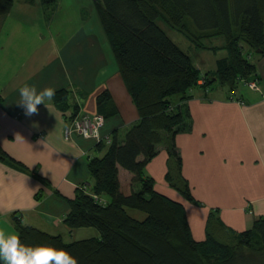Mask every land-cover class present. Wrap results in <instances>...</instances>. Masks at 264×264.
Listing matches in <instances>:
<instances>
[{
    "label": "trees",
    "instance_id": "obj_1",
    "mask_svg": "<svg viewBox=\"0 0 264 264\" xmlns=\"http://www.w3.org/2000/svg\"><path fill=\"white\" fill-rule=\"evenodd\" d=\"M14 1L0 0V18L10 12ZM55 2L40 0L43 5ZM93 4L139 119L121 140L115 130L108 145L102 139L97 142L95 147L103 154L88 159L90 182L67 201L65 227L69 231L91 228L98 235L67 243L24 225L13 214L21 242L63 249L77 264H264V217L246 231L233 232L216 212H210L205 239L197 242L183 206L157 193L144 173L146 164L164 148L168 153L165 180L186 201L197 203L181 174L175 146L176 135L188 127L187 115L176 103L188 99L191 90L214 83L227 86L228 97L237 95L239 88L248 89L240 79L255 82L259 91L257 62L250 58L255 54L264 58V0H93ZM159 19L196 40L197 47H203L206 38L223 37L226 56L217 60L215 72L201 74L158 25ZM71 97L65 88L55 91L51 101L65 121L73 122L85 115L78 116L79 104ZM96 110L104 121L117 114L107 91L96 96ZM0 160L24 169L1 150ZM119 168L132 175L129 183L119 181ZM137 183L140 187L135 190ZM128 210L145 217L134 219Z\"/></svg>",
    "mask_w": 264,
    "mask_h": 264
},
{
    "label": "crops",
    "instance_id": "obj_2",
    "mask_svg": "<svg viewBox=\"0 0 264 264\" xmlns=\"http://www.w3.org/2000/svg\"><path fill=\"white\" fill-rule=\"evenodd\" d=\"M21 2L22 16L13 20V3L0 18V150L24 167L0 160V231L16 234L11 218L16 214L24 225L60 236L67 243L96 237L98 233L91 228L69 231L63 219L67 201L78 187L90 182L88 159L103 152L96 149L93 139L74 132L66 137L64 130H73L72 122L65 121L51 100L46 106L38 105L37 114L26 116L17 103L19 89L26 84L55 91L66 88L71 100L79 104L78 116L95 115L96 96L107 91L117 111L105 119L100 131L107 145L115 130L121 140L120 132L136 124L138 114L98 32L79 27L65 38L41 35L31 29L33 19L26 16L33 3ZM213 38L219 37L206 39ZM221 38L216 47H197L211 51L214 59L217 49L224 51L205 71L189 55L201 74L215 72L217 60L226 56ZM260 85L259 80V91L237 92L242 103L230 101L228 92L211 91L212 87H197L188 99L177 101L187 115L188 127L176 135L175 146L181 174L197 203L186 201L165 180L168 153L164 148L145 166L154 190L183 206L197 242L205 239L210 212H216L233 232L246 231L264 217V88ZM131 177L119 168L121 183H129Z\"/></svg>",
    "mask_w": 264,
    "mask_h": 264
},
{
    "label": "rangeland",
    "instance_id": "obj_3",
    "mask_svg": "<svg viewBox=\"0 0 264 264\" xmlns=\"http://www.w3.org/2000/svg\"><path fill=\"white\" fill-rule=\"evenodd\" d=\"M21 1L22 0L14 1V7L16 8H14L15 14H13V20H16L18 17L22 16L18 11L20 6L23 5ZM29 7H31V13L26 16L33 19L31 29L34 31L39 30L41 35L50 33L51 35L56 36L59 34V38H65L76 28L82 27L87 30H93L96 33L98 32L99 35H101L107 49L109 50L103 32H101L100 29V23L96 16L93 0H56L55 3L46 5L41 4L40 0H34L33 4ZM157 23L164 30L166 35L172 40V42H174V44H176L183 52L190 55L193 62L200 64V66L203 68V71H205L207 67L210 68V66L213 65L212 63L214 60L224 54L223 50L217 49L214 59L211 51L197 48L196 40H190L176 30L168 28L160 19L157 20ZM221 40L223 41L221 37L218 39H204L201 41V43L202 46L206 48L211 46L216 47L220 44ZM193 50L195 51L194 53ZM109 54L111 61L116 65L110 51ZM254 56H256V54ZM254 62H257L259 66L258 70L260 69V86L261 88H264V67L262 68V65L264 66V58L256 57ZM205 66L206 68H204ZM211 87V91H217L222 94L228 92V87L225 85L214 83ZM245 90L246 89L244 88H239L238 92H245ZM171 101L175 102L176 98L172 96ZM123 134V132H120V136H123ZM138 187H140V185L137 183L134 189L138 190ZM128 213L132 218L137 220H142L145 217L143 213L134 210H128Z\"/></svg>",
    "mask_w": 264,
    "mask_h": 264
},
{
    "label": "clouds",
    "instance_id": "obj_4",
    "mask_svg": "<svg viewBox=\"0 0 264 264\" xmlns=\"http://www.w3.org/2000/svg\"><path fill=\"white\" fill-rule=\"evenodd\" d=\"M55 95L53 88L37 89L24 85L19 89L17 103L26 116L38 113V105H45ZM0 264H77L75 257L63 249L50 246H28L12 232L0 231Z\"/></svg>",
    "mask_w": 264,
    "mask_h": 264
},
{
    "label": "built area",
    "instance_id": "obj_5",
    "mask_svg": "<svg viewBox=\"0 0 264 264\" xmlns=\"http://www.w3.org/2000/svg\"><path fill=\"white\" fill-rule=\"evenodd\" d=\"M240 82L243 84V86L247 87L250 90L253 91L258 90L255 82L253 81H244L240 79ZM228 99L230 101L242 103V101L237 95H230ZM104 122H105L104 118L100 115H92V116L85 115L80 119H75L72 122L73 130H69L68 128H65L64 133L66 137L70 136L71 132H74L75 134L83 138L93 139L95 140V142H100L102 139V136L100 135V131L104 125Z\"/></svg>",
    "mask_w": 264,
    "mask_h": 264
},
{
    "label": "water",
    "instance_id": "obj_6",
    "mask_svg": "<svg viewBox=\"0 0 264 264\" xmlns=\"http://www.w3.org/2000/svg\"><path fill=\"white\" fill-rule=\"evenodd\" d=\"M256 74H258V73H256Z\"/></svg>",
    "mask_w": 264,
    "mask_h": 264
}]
</instances>
